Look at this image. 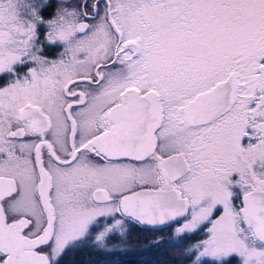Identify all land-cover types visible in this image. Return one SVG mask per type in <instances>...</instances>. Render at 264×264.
<instances>
[{
    "label": "snow or ice",
    "instance_id": "obj_1",
    "mask_svg": "<svg viewBox=\"0 0 264 264\" xmlns=\"http://www.w3.org/2000/svg\"><path fill=\"white\" fill-rule=\"evenodd\" d=\"M133 249L264 264V0H0V264Z\"/></svg>",
    "mask_w": 264,
    "mask_h": 264
},
{
    "label": "trees",
    "instance_id": "obj_2",
    "mask_svg": "<svg viewBox=\"0 0 264 264\" xmlns=\"http://www.w3.org/2000/svg\"><path fill=\"white\" fill-rule=\"evenodd\" d=\"M143 235H148V233H143ZM85 254H82L81 260L79 258L77 260L74 258L65 260L67 264H83V261L85 264H148V262L156 259L155 253L142 251L135 252V254H130L128 251L119 255L99 256L87 250Z\"/></svg>",
    "mask_w": 264,
    "mask_h": 264
},
{
    "label": "flooded vegetation",
    "instance_id": "obj_3",
    "mask_svg": "<svg viewBox=\"0 0 264 264\" xmlns=\"http://www.w3.org/2000/svg\"><path fill=\"white\" fill-rule=\"evenodd\" d=\"M136 234H137V232H133V236L135 237L136 236ZM87 250H85V251H83V252H78V253H76L75 255H73L72 253H69L66 257H65V259H75V260H77L78 258L81 260V258H82V254H85V252H86ZM86 255V254H85ZM81 256V257H80ZM83 264H85L84 263V261H83Z\"/></svg>",
    "mask_w": 264,
    "mask_h": 264
},
{
    "label": "rangeland",
    "instance_id": "obj_4",
    "mask_svg": "<svg viewBox=\"0 0 264 264\" xmlns=\"http://www.w3.org/2000/svg\"><path fill=\"white\" fill-rule=\"evenodd\" d=\"M136 235H137V234H136ZM139 235H140L141 239H143V237L146 236V235H143V233H139ZM135 252H139V250H135V249H133V250H129V253H130V254H135Z\"/></svg>",
    "mask_w": 264,
    "mask_h": 264
}]
</instances>
